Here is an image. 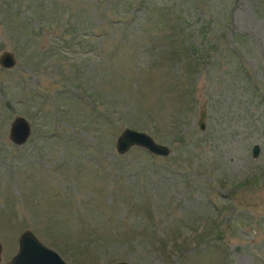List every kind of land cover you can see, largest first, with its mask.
<instances>
[{
    "label": "rangeland",
    "instance_id": "rangeland-1",
    "mask_svg": "<svg viewBox=\"0 0 264 264\" xmlns=\"http://www.w3.org/2000/svg\"><path fill=\"white\" fill-rule=\"evenodd\" d=\"M4 50L0 264L25 228L68 264H264V0H0Z\"/></svg>",
    "mask_w": 264,
    "mask_h": 264
},
{
    "label": "water",
    "instance_id": "water-1",
    "mask_svg": "<svg viewBox=\"0 0 264 264\" xmlns=\"http://www.w3.org/2000/svg\"><path fill=\"white\" fill-rule=\"evenodd\" d=\"M16 63V58L11 50H4L0 54V65L5 68H11ZM205 111L200 112L198 126L204 129L205 123L203 117ZM31 133V124L29 120L17 115L10 123L9 137L17 144L23 143ZM138 145L147 151L158 155H167L170 148L167 144L157 141L147 132L132 127H124L115 140L117 152L124 153L131 146ZM259 147L253 145L252 155L258 154ZM2 245L0 242V260ZM9 264H68L67 261L54 248L45 245L29 228H25L18 237V247L16 252L8 260ZM111 264H128L127 261L118 260Z\"/></svg>",
    "mask_w": 264,
    "mask_h": 264
}]
</instances>
